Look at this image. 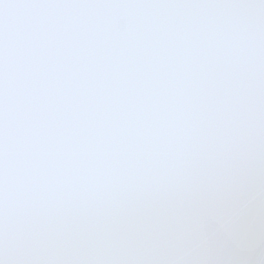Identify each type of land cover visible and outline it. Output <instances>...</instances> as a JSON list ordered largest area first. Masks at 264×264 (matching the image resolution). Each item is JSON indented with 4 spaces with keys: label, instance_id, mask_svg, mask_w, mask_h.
Returning a JSON list of instances; mask_svg holds the SVG:
<instances>
[{
    "label": "snow or ice",
    "instance_id": "6c2138e0",
    "mask_svg": "<svg viewBox=\"0 0 264 264\" xmlns=\"http://www.w3.org/2000/svg\"><path fill=\"white\" fill-rule=\"evenodd\" d=\"M0 264H264V0H0Z\"/></svg>",
    "mask_w": 264,
    "mask_h": 264
}]
</instances>
